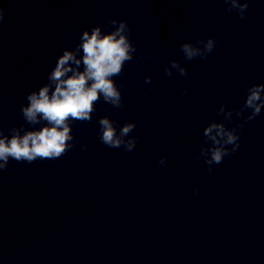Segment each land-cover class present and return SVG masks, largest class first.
I'll return each mask as SVG.
<instances>
[{
	"label": "clouds",
	"instance_id": "9594fccd",
	"mask_svg": "<svg viewBox=\"0 0 264 264\" xmlns=\"http://www.w3.org/2000/svg\"><path fill=\"white\" fill-rule=\"evenodd\" d=\"M224 3L227 12L235 11L240 19L246 18L248 0H224ZM3 19L4 10L0 8V22ZM108 23L113 26L110 32H104L99 25L85 29L74 50L65 48L57 58L55 67L47 76V83L26 94L28 103L21 105L24 120L33 126L46 123L32 130H26L23 125L12 127L8 129L10 135L0 129V170L7 169L10 159L31 164L37 159L55 160L62 157L74 147L72 122H90L95 104L101 97L114 108L123 107L122 93L113 77L121 74L126 62L137 58V48L130 38L131 32L125 20L110 19ZM217 46L218 41L209 37L195 43L184 42L180 45V51L185 61L196 58L207 60ZM173 70L181 76L189 75L186 67L177 60L169 61L164 69L169 77L173 75ZM151 79V76L145 77V83H151ZM187 92L188 89H184L181 94ZM262 109L264 83L251 85L239 108H228L225 104L220 106L218 115L222 114L224 119L213 120L204 127L203 144L196 157L198 162L203 158L210 175L214 172V165L221 164L239 149L244 125L258 117ZM245 111L248 112L247 116H244ZM233 113L244 119L242 123L229 128L227 125L231 123ZM98 123L100 140L104 145L114 149L123 148L126 152L135 149L139 140L131 135L137 126L135 122L123 124L119 131L116 122L108 116L101 117ZM158 164L165 166L166 158L161 157ZM193 192L195 194L196 190Z\"/></svg>",
	"mask_w": 264,
	"mask_h": 264
}]
</instances>
